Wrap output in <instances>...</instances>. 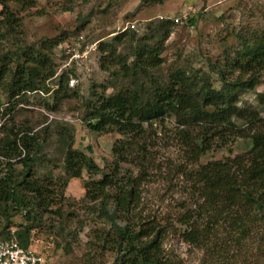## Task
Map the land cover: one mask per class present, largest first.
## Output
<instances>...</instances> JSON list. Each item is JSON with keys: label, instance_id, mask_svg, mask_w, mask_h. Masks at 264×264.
Instances as JSON below:
<instances>
[{"label": "trees", "instance_id": "16d2710c", "mask_svg": "<svg viewBox=\"0 0 264 264\" xmlns=\"http://www.w3.org/2000/svg\"><path fill=\"white\" fill-rule=\"evenodd\" d=\"M33 2L0 0V29L12 30L16 22L12 6L25 8ZM151 23L146 27L152 32L149 38L147 32L139 36L129 30L98 46L102 53L99 67L109 73L112 91L106 94L105 85L97 96L94 91L93 98L85 101L88 113L83 119L94 133L116 131L124 137L112 147L109 172L102 173L91 156L72 148V129L56 128L57 140L64 145L66 176L57 193L62 195L67 180L81 178L83 170L90 176L100 174L99 180L84 183V197L93 204L98 217L109 224L98 233V240L113 252V264H181L177 255L163 248L169 225L161 226L160 222L165 219L156 221L137 212L141 181L148 178L147 159L142 153L147 150L149 129L173 118L185 157L192 166L196 165L188 173L190 205H181L176 216V223L182 227L178 233L181 240L202 250L204 257L223 264L226 261L221 255L232 245H242L247 240H252L258 253L264 255V129L253 128L262 120L256 108L238 105L239 92L254 90L264 71V32L244 42L226 64V70L215 68L221 82L216 89L208 73L201 70L178 68L167 82L156 79L152 70L161 64L160 46L168 32L161 35V41L152 44L151 40L170 21ZM57 43L53 41L50 47ZM123 43L131 52L128 60L121 59L117 50ZM10 54H0V96L3 93L6 97L4 103L0 97V240L31 247L32 231L38 226L36 216L50 210L57 189L52 186L53 177L40 179L33 172L44 141L33 128L14 124L11 112L16 102L10 99L23 93L47 92L45 81L55 70L52 65L46 69L49 58L42 50H23L13 58ZM140 77L146 82H141L144 79ZM67 80L63 72L53 90L55 99L60 100V95L65 99L77 97L76 91L68 88ZM256 96L258 105L264 107V92ZM237 136L250 139L247 153L199 164L205 153L224 148ZM131 151H137V156H132ZM122 164L137 167V175L128 169L127 176L121 177ZM22 212L26 224L11 231L10 219ZM44 256L53 264L51 257ZM259 256L252 263L243 259L242 264H261Z\"/></svg>", "mask_w": 264, "mask_h": 264}, {"label": "rangeland", "instance_id": "374dc122", "mask_svg": "<svg viewBox=\"0 0 264 264\" xmlns=\"http://www.w3.org/2000/svg\"><path fill=\"white\" fill-rule=\"evenodd\" d=\"M33 1L32 6L25 8L12 6L16 16L12 30L0 29V54L9 51L13 58L23 50H42L49 58L46 69L52 65L55 70L54 75L45 81L49 88L47 92L23 93L10 99L16 102L11 112L15 118L14 124L33 128L44 141L39 152L40 160L33 172L40 179L53 177L52 186L57 189L50 210L36 216L38 226L32 231L30 246L51 257L53 264H113V252L108 250V246L103 248L102 242L98 240V233L103 228L107 229L109 224L98 217L97 211L92 210L93 204L84 197V183L99 180L101 175L90 176L83 170L81 178L67 180L62 195L57 193L66 176L63 171L64 145L57 140L59 135L56 128L72 129V148L91 156L102 173L109 172L114 143L124 139L116 131L94 133L83 119L88 113L85 101L93 98L94 91L97 96L104 85L106 94L112 91L109 73L99 67L102 53L98 46L129 30H134L139 36L147 32L149 38L152 32L146 27L150 22L168 20L170 24L157 30L151 40L152 44L161 41V35L168 32L160 46L161 64L152 70L156 79L160 83L167 82L169 75L178 68L201 70L208 73L213 87L219 89L221 82L215 68L226 70V64L241 50L243 43L255 34L264 32V0ZM0 17V20L3 19V16ZM176 17L180 18L181 23L173 22L172 19ZM130 25H134V28ZM78 37L84 39L82 48H88L83 52L78 50L79 54L74 51L75 56H80L77 60L79 64L71 67L73 63L66 65L68 57L62 45L74 42ZM53 41L58 43L51 48ZM132 43L135 45L136 40ZM117 50L122 55L121 59L130 58L131 52L126 43L118 46ZM63 72L68 78V88L75 90L77 97L65 99L60 95V100L55 99L53 90L57 89L59 76ZM259 78L254 90L239 92L238 105L247 104L259 111L262 120L253 128L261 131L264 129V107L258 105L256 95L264 92V71ZM0 97L4 103L6 97L3 93ZM44 128L45 132H42ZM149 130L147 150L142 153L147 159L148 178L141 181V200L137 212L156 221L165 219L160 222L161 226L169 225L163 248L177 255L181 264H223L204 257L202 250L183 242L178 234L182 227L176 223V216L182 210L181 205H190L188 173L196 165L192 166L185 157L174 119L166 118ZM250 148L249 138L237 136L224 148L205 153L200 157L199 164L243 155ZM131 155L136 157L137 151H131ZM16 167L21 168L20 165ZM128 169L133 176L139 171L134 165L122 164L121 177L127 176ZM0 223L2 225V221ZM25 224L23 212L10 219L11 231ZM221 234L219 232L218 235ZM252 243V240H247L242 245H232L221 255L226 261L224 264H242L243 259L252 263L259 255L261 264H264V255L258 253L257 245Z\"/></svg>", "mask_w": 264, "mask_h": 264}, {"label": "built area", "instance_id": "2783aa9c", "mask_svg": "<svg viewBox=\"0 0 264 264\" xmlns=\"http://www.w3.org/2000/svg\"><path fill=\"white\" fill-rule=\"evenodd\" d=\"M172 20L175 24L181 23L180 18L176 17ZM130 26L134 28V25ZM83 41V37H78L74 42H66L65 45H62V50L68 57L66 65L73 63L71 67H76V63L79 64L77 60L80 56H75L74 51L79 54L78 50L83 52L88 48L87 46L82 48ZM0 264H50V262L42 253L32 247H22L12 240H0Z\"/></svg>", "mask_w": 264, "mask_h": 264}]
</instances>
